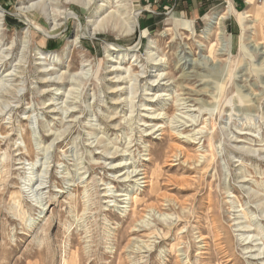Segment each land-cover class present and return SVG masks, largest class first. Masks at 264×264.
<instances>
[{
	"label": "rangeland",
	"instance_id": "374dc122",
	"mask_svg": "<svg viewBox=\"0 0 264 264\" xmlns=\"http://www.w3.org/2000/svg\"><path fill=\"white\" fill-rule=\"evenodd\" d=\"M87 1L0 0V264H264L263 7Z\"/></svg>",
	"mask_w": 264,
	"mask_h": 264
},
{
	"label": "bare ground",
	"instance_id": "6f19581e",
	"mask_svg": "<svg viewBox=\"0 0 264 264\" xmlns=\"http://www.w3.org/2000/svg\"><path fill=\"white\" fill-rule=\"evenodd\" d=\"M46 0H44V2H45ZM256 1V0H255ZM247 4H249V3H251V0H247V1H245ZM257 3V2H256ZM43 5H44V3H43ZM86 5H89V0L87 1V3H86ZM258 6H260L261 7V5H258ZM22 8V7H21ZM23 9H25V8H23ZM121 10V9H120ZM119 11V10H118ZM233 11V9H232V5L230 4V3H228V5H227V7H226V9H224V10H222V11H220V12H217V13H214V14H211V15H209L208 16V18H207V20H206V24H205V32L206 33H209V32H211L214 28H216L217 29V35H218V41H219V43H220V45L221 46H226L228 43H227V39H226V32H225V29H224V25H223V21H224V19H226L227 18V16H228V13H231ZM72 13H73V15H75V13H74V11H71ZM69 14L70 13H68V12H66V13H61L60 15H64L63 16V19L64 20H66L68 17H69ZM124 14V13H123ZM132 17L130 16V18H128V20H132V21H130L131 23H132V27L131 28H133V27H135L136 25H137V12L136 11H133L132 13ZM130 15V14H129ZM245 16H250V14H249V10H246L245 11V14H244ZM72 16V15H71ZM0 18H1V12H0ZM257 18V17H256ZM1 20V19H0ZM105 21V20H104ZM183 21V20H182ZM129 22V21H128ZM1 23V22H0ZM28 24V23H27ZM55 25H57L56 23H55ZM131 25V24H130ZM129 25V26H130ZM250 25V24H249ZM240 27H241V25H240ZM39 28V27H38ZM98 28V27H97ZM97 28H91L93 31H91V33L90 34H88V35H91L92 34V32H95L96 30L98 31V29ZM128 29V30H131V32H132V29ZM127 30V29H126ZM96 34V33H95ZM94 34V35H95ZM261 44L262 43H257V44H254V45H252V47H253V50H257V52H258V54H264V52H261ZM138 44L136 43L135 45H134V47H136ZM119 46H117V45H115V44H113V49L114 48H117V49H119L118 48ZM125 50H127V48L125 49ZM129 51V50H128ZM208 58H210V57H208ZM117 67V66H116ZM12 74V73H11ZM186 75V74H185ZM118 79V78H117ZM161 95V94H160ZM1 98V97H0ZM130 101V100H129ZM193 139L194 140H196L197 138L194 136L193 137ZM194 142V141H193ZM176 150H178V152H181L179 149H176ZM175 150V151H176ZM124 151V150H123ZM174 155H175V153H174ZM178 154L176 153V156H177ZM181 155V154H180ZM133 171V170H132ZM132 171L130 172L131 174H132ZM140 173V172H139ZM125 175V174H124ZM139 174L137 173V174H134L132 177H136V176H138ZM141 175H142V177H140V179H142L143 180V182L145 183V185H147V184H149V181H150V177H149V175H148V173L144 170V172H141ZM128 176V175H127ZM126 176V177H127ZM129 178V177H128ZM126 180V179H125ZM129 180V179H128ZM137 180V179H136ZM243 180V179H242ZM125 182V181H124ZM136 198V196L134 195H132L131 197H130V201H131V205L133 206L134 205V202H135V199ZM169 201V200H168ZM171 202V201H170ZM168 205H170V204H168ZM153 207V206H152ZM155 209V208H154ZM184 209V208H183ZM236 224V223H235ZM242 225V224H241ZM240 226V225H239ZM244 226V225H243ZM242 230V229H241ZM178 232V231H177ZM165 234V233H164ZM178 236V235H177ZM204 237V236H203ZM248 238H249V236L248 235H246V236H244V238H243V240H242V242H245V241H247L248 240ZM250 239H252V238H250ZM258 239V238H257ZM165 240V239H164ZM260 240V239H259ZM163 241V240H162ZM251 241V240H250ZM256 241V240H255ZM252 242V241H251ZM245 243H247V242H245ZM256 245H257V243H255ZM176 245V244H175ZM171 248V247H170ZM171 249H173L172 251H177V250H175L174 248H171ZM259 250V249H258ZM169 251H170V249H169ZM172 254V253H171ZM262 255V257H261V259L263 260L264 259V250L263 251H261V252H257V254H255L254 255V257L255 256H258V258L257 259H260V256ZM179 256V255H178ZM250 257V256H249ZM253 258V257H252ZM256 258V257H255ZM253 260V259H252ZM264 261V260H263Z\"/></svg>",
	"mask_w": 264,
	"mask_h": 264
},
{
	"label": "built area",
	"instance_id": "2783aa9c",
	"mask_svg": "<svg viewBox=\"0 0 264 264\" xmlns=\"http://www.w3.org/2000/svg\"><path fill=\"white\" fill-rule=\"evenodd\" d=\"M243 2L247 5L245 0H243ZM256 2H257V4L261 5V7H263V14H264V0H256Z\"/></svg>",
	"mask_w": 264,
	"mask_h": 264
},
{
	"label": "trees",
	"instance_id": "16d2710c",
	"mask_svg": "<svg viewBox=\"0 0 264 264\" xmlns=\"http://www.w3.org/2000/svg\"><path fill=\"white\" fill-rule=\"evenodd\" d=\"M49 44H50V48H52V47H53V43H52V42H50Z\"/></svg>",
	"mask_w": 264,
	"mask_h": 264
},
{
	"label": "crops",
	"instance_id": "0c3cea01",
	"mask_svg": "<svg viewBox=\"0 0 264 264\" xmlns=\"http://www.w3.org/2000/svg\"><path fill=\"white\" fill-rule=\"evenodd\" d=\"M243 2V0H241Z\"/></svg>",
	"mask_w": 264,
	"mask_h": 264
}]
</instances>
